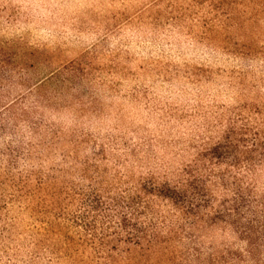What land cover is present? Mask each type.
I'll list each match as a JSON object with an SVG mask.
<instances>
[{
  "label": "rangeland",
  "instance_id": "rangeland-1",
  "mask_svg": "<svg viewBox=\"0 0 264 264\" xmlns=\"http://www.w3.org/2000/svg\"><path fill=\"white\" fill-rule=\"evenodd\" d=\"M34 101L73 140L65 149L99 154L96 173L71 184L101 212L125 202L127 229H77L71 246L36 250L26 212L0 210V228L20 218L0 264H264L261 237L220 222L192 230L154 195L228 143L244 152L239 166H256L247 180L264 198V160L250 154L264 145V0H0V126Z\"/></svg>",
  "mask_w": 264,
  "mask_h": 264
},
{
  "label": "trees",
  "instance_id": "trees-1",
  "mask_svg": "<svg viewBox=\"0 0 264 264\" xmlns=\"http://www.w3.org/2000/svg\"><path fill=\"white\" fill-rule=\"evenodd\" d=\"M44 81L45 78L36 84L35 92H30H34L35 96L40 95L39 86H47V80ZM22 104L11 107L16 123L11 126L7 122L0 126V137L5 135L3 131L9 129V140L0 138L3 139L0 142V210L26 212L24 217L28 216L26 240L29 247L39 250L56 242L69 247L74 242L71 235L77 229L89 232L117 227L125 232V202H113L104 208L105 212H101L100 205H94V201L83 197V193L71 184L75 176L85 181L90 177L91 170L96 173L94 165L100 160L99 154L94 152L93 161L90 158L79 160L75 152L65 149L73 140L68 143L62 129L38 114L41 106L37 102ZM17 121L27 124L28 133L20 134ZM58 144L63 147L60 151ZM230 146L228 143L217 144L207 155H200L189 171L185 170V178L174 184L158 186L154 189V195L169 200L184 225L187 224L192 230L220 222L232 226L235 233H246L249 239L259 236L263 240L264 198L256 195L254 184L247 180L248 174L253 173L256 166H239L238 160L244 156V152H233ZM261 147L263 150L256 147L250 154H255L262 162L264 145ZM57 157L60 158L59 162H55ZM230 158L237 161L231 165L232 171L228 170L226 176L214 175L216 168ZM204 170L210 173L207 177L202 174ZM220 190L221 194L231 193L232 197L219 199L217 194ZM75 205L77 210L73 213L71 209ZM122 214L123 219L115 221ZM19 221L20 218L14 215L7 217L0 228V244H4L5 249L16 251L11 246L17 241ZM29 253H32L31 257L37 256L35 252ZM248 253L252 256L253 250Z\"/></svg>",
  "mask_w": 264,
  "mask_h": 264
}]
</instances>
